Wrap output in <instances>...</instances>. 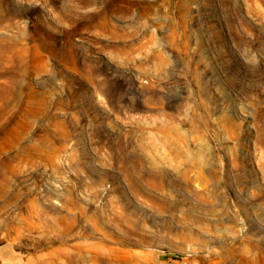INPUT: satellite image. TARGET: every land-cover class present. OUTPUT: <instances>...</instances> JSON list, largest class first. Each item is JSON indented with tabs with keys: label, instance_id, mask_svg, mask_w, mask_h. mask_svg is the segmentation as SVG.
<instances>
[{
	"label": "rangeland",
	"instance_id": "1",
	"mask_svg": "<svg viewBox=\"0 0 264 264\" xmlns=\"http://www.w3.org/2000/svg\"><path fill=\"white\" fill-rule=\"evenodd\" d=\"M264 264V0H0V264Z\"/></svg>",
	"mask_w": 264,
	"mask_h": 264
},
{
	"label": "built area",
	"instance_id": "2",
	"mask_svg": "<svg viewBox=\"0 0 264 264\" xmlns=\"http://www.w3.org/2000/svg\"><path fill=\"white\" fill-rule=\"evenodd\" d=\"M169 264H172V262H169Z\"/></svg>",
	"mask_w": 264,
	"mask_h": 264
}]
</instances>
